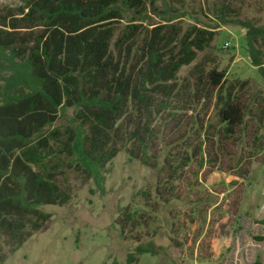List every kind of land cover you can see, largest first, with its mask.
<instances>
[{"label": "trees", "instance_id": "trees-1", "mask_svg": "<svg viewBox=\"0 0 264 264\" xmlns=\"http://www.w3.org/2000/svg\"><path fill=\"white\" fill-rule=\"evenodd\" d=\"M191 2L24 0L0 10V264L49 221L42 206L71 201L68 171L102 190L107 165L123 150L155 172L151 208L194 156L202 165L215 135L229 139L244 124L238 89L246 82L228 83L225 70L199 55L221 27L237 26L264 81V17L249 12L260 15L264 0ZM209 105L213 121L196 117L185 128L189 111ZM70 110L67 124L53 126ZM255 142L252 156L264 151ZM117 214L123 239L127 229L136 242L139 229L148 234L150 214L129 206ZM146 252L156 253L135 248ZM136 260L130 253L127 263Z\"/></svg>", "mask_w": 264, "mask_h": 264}, {"label": "rangeland", "instance_id": "rangeland-1", "mask_svg": "<svg viewBox=\"0 0 264 264\" xmlns=\"http://www.w3.org/2000/svg\"><path fill=\"white\" fill-rule=\"evenodd\" d=\"M23 2L0 0V10ZM249 12L264 17V9L260 15ZM243 36L237 26L221 27L211 47L199 55L209 68L225 70L228 83L246 82L238 89L243 90L244 124L231 138L215 135L213 145L210 141L205 146L202 165L194 156L172 182L173 192L165 191L151 208L146 205L157 183L155 172L129 160L123 150L107 165L102 190L93 180L82 185L68 171L71 201L42 206L51 215L49 221L3 264H128L130 253L137 258L132 264H264V151L252 156L256 137L264 147V81L248 59ZM192 66L181 69L179 76L188 75ZM196 117L213 121V107L189 111L185 128ZM71 118L70 110L53 126ZM183 129L174 131L171 139ZM239 170L247 175L238 177ZM125 206L153 217L148 234L147 229L137 231L139 242L131 239L128 229L123 239L113 227ZM150 245L155 254L135 255L137 246Z\"/></svg>", "mask_w": 264, "mask_h": 264}]
</instances>
